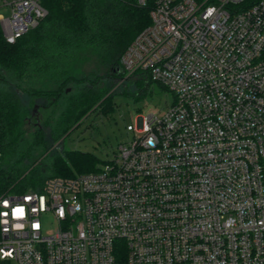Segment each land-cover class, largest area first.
<instances>
[{"label":"built area","instance_id":"obj_1","mask_svg":"<svg viewBox=\"0 0 264 264\" xmlns=\"http://www.w3.org/2000/svg\"><path fill=\"white\" fill-rule=\"evenodd\" d=\"M43 1L0 0L7 43ZM138 5L151 23L120 69L172 106L98 171L1 196L0 264H264V0Z\"/></svg>","mask_w":264,"mask_h":264},{"label":"trees","instance_id":"obj_2","mask_svg":"<svg viewBox=\"0 0 264 264\" xmlns=\"http://www.w3.org/2000/svg\"><path fill=\"white\" fill-rule=\"evenodd\" d=\"M43 4L47 16L16 43H7L0 28V197L41 191L52 177L99 170L105 161L62 146L64 137L91 113L108 116L114 110L111 97L105 98L93 84L101 76L93 79L85 66L98 69L102 78H120L122 53L151 23L150 9L139 6L138 0ZM27 78L40 81V88L22 81ZM143 82L154 83L137 77L135 85ZM69 83L77 86L73 94L65 93ZM36 98L49 105L65 104L53 124L37 125L28 136L27 110Z\"/></svg>","mask_w":264,"mask_h":264},{"label":"rangeland","instance_id":"obj_3","mask_svg":"<svg viewBox=\"0 0 264 264\" xmlns=\"http://www.w3.org/2000/svg\"><path fill=\"white\" fill-rule=\"evenodd\" d=\"M85 72L87 74L93 72L95 80L100 78L93 84L105 92V98L111 97L114 110L108 116L91 113L80 126L64 137L62 146L65 149L89 152L101 161L112 160L119 154L121 145L132 142L137 136L135 129L139 117L163 114L174 102L173 95L157 83L143 82L135 85L137 77H129L122 70L120 71L122 76L117 75L120 77L118 79H113V76L102 78L104 74L99 73L96 68H91L89 64L85 66ZM97 75L101 77L96 78ZM22 81L38 88L41 85L38 80L35 82L27 78ZM49 88L56 89L57 86L50 85ZM64 89L65 93L73 94L77 91V86L69 83ZM64 104L65 102H61L59 106L49 105L36 98L27 110V135L29 136L37 125L45 126L47 121L53 124ZM35 112L36 115L33 116ZM48 126L49 124L45 128L47 133L50 130ZM48 222L50 223L46 225L47 230H54L55 222L52 220Z\"/></svg>","mask_w":264,"mask_h":264},{"label":"water","instance_id":"obj_4","mask_svg":"<svg viewBox=\"0 0 264 264\" xmlns=\"http://www.w3.org/2000/svg\"><path fill=\"white\" fill-rule=\"evenodd\" d=\"M36 115V112L34 113V115L33 116H35ZM31 120V119H30Z\"/></svg>","mask_w":264,"mask_h":264},{"label":"snow or ice","instance_id":"obj_5","mask_svg":"<svg viewBox=\"0 0 264 264\" xmlns=\"http://www.w3.org/2000/svg\"><path fill=\"white\" fill-rule=\"evenodd\" d=\"M22 211V210H21Z\"/></svg>","mask_w":264,"mask_h":264}]
</instances>
